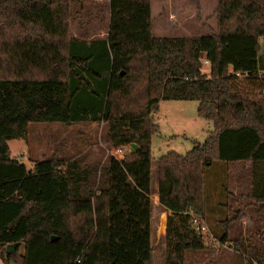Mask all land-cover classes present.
Returning <instances> with one entry per match:
<instances>
[{
  "label": "trees",
  "instance_id": "trees-1",
  "mask_svg": "<svg viewBox=\"0 0 264 264\" xmlns=\"http://www.w3.org/2000/svg\"><path fill=\"white\" fill-rule=\"evenodd\" d=\"M152 1L108 0L107 36L86 40L72 33V0H0L6 264H153L151 142L159 126L152 113L162 100L197 101L199 116L214 125L187 154L158 159L165 264H185L187 251L207 249L196 223L205 217L204 167L215 161L250 166L246 198L264 210V0H217L216 32L192 37H155ZM87 121L106 126L104 163L54 157L29 169L12 156L8 142L27 139L32 123ZM232 212L221 221L222 244L230 219L242 213ZM9 244H19L15 254H6ZM237 245L246 264H264V251L248 255Z\"/></svg>",
  "mask_w": 264,
  "mask_h": 264
},
{
  "label": "rangeland",
  "instance_id": "rangeland-1",
  "mask_svg": "<svg viewBox=\"0 0 264 264\" xmlns=\"http://www.w3.org/2000/svg\"><path fill=\"white\" fill-rule=\"evenodd\" d=\"M154 6L153 35L155 37H192L216 32L217 0H157ZM72 33L80 39L103 38L108 31L107 0H72ZM258 54L260 67L264 65V39H260ZM203 60V71L210 66ZM197 101L162 100L152 113L159 130L151 142L153 197L152 245L153 264H165L166 220L168 211L156 202L158 194V159L169 152L185 155L194 143H203L214 129L212 121L199 116ZM103 122L38 124L29 127L27 139L8 142L12 156L23 161L29 169L34 163L48 158H77L104 163L109 151ZM126 147L123 153L127 152ZM122 154V152H121ZM205 217L197 224L206 227L207 249L189 250L185 264H246L237 251L249 255L253 248L264 251V210L246 198L251 189V168L243 162L215 161L204 167ZM159 199V196H158ZM241 210L237 220L229 222V245L220 242L224 228L221 221L232 218L233 210ZM234 247V248H233ZM18 249L14 252H17ZM24 252L20 246L19 253ZM238 252V253H237ZM0 264H6L0 259ZM14 264V263H10Z\"/></svg>",
  "mask_w": 264,
  "mask_h": 264
},
{
  "label": "water",
  "instance_id": "water-1",
  "mask_svg": "<svg viewBox=\"0 0 264 264\" xmlns=\"http://www.w3.org/2000/svg\"><path fill=\"white\" fill-rule=\"evenodd\" d=\"M130 148L133 150V151H136L139 149L138 145L136 144H131L130 145ZM53 239H55V237H53ZM19 244H9L7 245L6 247V254L9 255L11 253H14L16 251V249L18 248Z\"/></svg>",
  "mask_w": 264,
  "mask_h": 264
},
{
  "label": "built area",
  "instance_id": "built-area-1",
  "mask_svg": "<svg viewBox=\"0 0 264 264\" xmlns=\"http://www.w3.org/2000/svg\"><path fill=\"white\" fill-rule=\"evenodd\" d=\"M206 227L204 225L197 224L196 230L204 235ZM226 245H229L228 242L225 243ZM234 248V247H233Z\"/></svg>",
  "mask_w": 264,
  "mask_h": 264
},
{
  "label": "crops",
  "instance_id": "crops-1",
  "mask_svg": "<svg viewBox=\"0 0 264 264\" xmlns=\"http://www.w3.org/2000/svg\"><path fill=\"white\" fill-rule=\"evenodd\" d=\"M157 0H153L152 1V18H154V6H155V4H157L158 2H156ZM107 2H108V0H107ZM107 15H109L110 16V14H109V7H108V9H107ZM108 16V17H109ZM108 22H109V18H108V20H107ZM152 32H153V30H152Z\"/></svg>",
  "mask_w": 264,
  "mask_h": 264
}]
</instances>
